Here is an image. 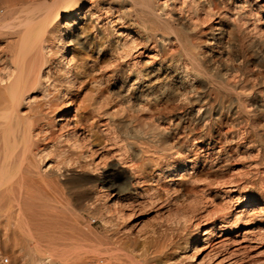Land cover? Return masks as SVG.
Instances as JSON below:
<instances>
[{
    "label": "bare ground",
    "instance_id": "1",
    "mask_svg": "<svg viewBox=\"0 0 264 264\" xmlns=\"http://www.w3.org/2000/svg\"><path fill=\"white\" fill-rule=\"evenodd\" d=\"M107 160L131 187L168 178L180 218L201 220L153 230L155 264H205L208 244L210 264H264L247 229L264 221V0H0V207L22 206L24 264L97 251L83 235L69 251L61 205L76 189L98 206ZM101 245L128 263V241Z\"/></svg>",
    "mask_w": 264,
    "mask_h": 264
},
{
    "label": "rangeland",
    "instance_id": "2",
    "mask_svg": "<svg viewBox=\"0 0 264 264\" xmlns=\"http://www.w3.org/2000/svg\"><path fill=\"white\" fill-rule=\"evenodd\" d=\"M107 7L108 6L103 7L102 5L99 6V9L101 8L102 10ZM113 164H115L114 161L107 160L99 170L98 175H100V177H104V175H106V178H108L106 179L107 182L105 184H99L94 190L98 196V206L93 207L91 205L89 194L86 191L76 189H72L71 191L69 189L64 190L67 201L61 205L65 215L64 222L62 223L63 225L61 226L63 233L61 236L62 239L65 243L70 244L69 251H71L75 247L81 248L80 246H82V243L78 236L83 235L95 241L96 245L93 248L97 250L95 251L93 249L86 248V251V249H84L85 247L82 246L83 248L79 249L80 252L78 249H74L75 252H79H77L78 254L76 253L78 256H76L75 253H73L74 250H72L73 252H70L72 264H83L85 261H88V263L86 262L85 264H102L100 261H102L103 264H107L108 255L101 244L105 241H110L115 244L118 239L128 241L130 244V248L125 251L126 254L124 253L127 257V254H129V261L127 264H132V261H134L135 264H155L154 257L150 254L151 250L149 249V246L144 244V242L150 238L153 230L175 228L181 223V225H179V228L181 227V234L183 236H188L195 233L196 228L193 225L201 220L197 217L198 220L196 218V220L193 219L184 223V221L180 218V216H182L181 206L173 204L171 201L173 195L167 196L165 190L163 189L164 186L169 184L168 180H166L168 178L162 177L159 180L152 178V180L147 184H136L131 187V185H133L132 179L129 178L127 173L124 172L122 174L115 175L112 173L109 176V170ZM188 171H190V169H188ZM183 173L184 172H180V174ZM98 175L94 177H97ZM68 177L66 176L64 180L62 179L60 182L63 183L65 179H69ZM123 186H127L129 190H126L121 194L120 197L122 199L120 201L118 200L117 207L112 208L107 198V194L111 193L112 195H117L116 193L118 189ZM158 195L162 197L161 200H158ZM114 199H116V197ZM205 206H203V208H205L204 210L210 213L212 210V207H210L211 205L209 204L208 206L207 204ZM98 207L101 209H98ZM105 208L108 210L107 212H105L106 210L104 211ZM204 210L202 209L200 212L201 214L199 213V215H205L206 213ZM234 213L235 212H233V214ZM102 214L103 216H106L112 224H114V228H110L102 222ZM255 223V226L247 228L249 233L252 236L264 234V221L259 220ZM243 231H239L237 234L233 235H240ZM229 237L230 236L215 238L214 243H222ZM97 245H99V247ZM250 245V258L259 257L264 259V244L258 245L255 242ZM218 246L219 245L210 247V244L201 246L199 260L204 258L203 260L205 264L212 263L214 260L213 255L217 251ZM81 250H85L88 255L85 254L82 256L84 252ZM91 252L94 254L97 252L99 255H92ZM130 257H135V259L130 260ZM21 258L22 206L17 203L9 206H1L0 264H24ZM6 259H8V263H5ZM186 260L187 259H185L182 264H189V260Z\"/></svg>",
    "mask_w": 264,
    "mask_h": 264
},
{
    "label": "built area",
    "instance_id": "3",
    "mask_svg": "<svg viewBox=\"0 0 264 264\" xmlns=\"http://www.w3.org/2000/svg\"><path fill=\"white\" fill-rule=\"evenodd\" d=\"M5 263H8V259L5 260Z\"/></svg>",
    "mask_w": 264,
    "mask_h": 264
}]
</instances>
